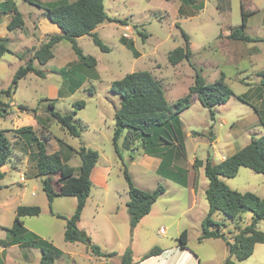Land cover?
Listing matches in <instances>:
<instances>
[{
    "label": "rangeland",
    "instance_id": "1",
    "mask_svg": "<svg viewBox=\"0 0 264 264\" xmlns=\"http://www.w3.org/2000/svg\"><path fill=\"white\" fill-rule=\"evenodd\" d=\"M37 1L46 3L50 0ZM240 2L249 15L244 32L256 38V42L242 43L227 38L231 29L241 25ZM15 3L24 28L8 32L5 26L9 17L0 16V38L7 39L10 50L0 59L1 91L9 87L15 71L24 65L22 62L31 57L30 51L38 49L49 36L59 33L57 27L47 20L41 25V9L23 0H15ZM103 5L113 22L102 23L95 33L109 52H102L88 36L77 41L82 53L96 60L95 67L76 68L69 76H64L60 69H71L78 60L70 44L62 41L53 47L54 57L45 66L38 67L37 62L34 63L35 68L44 71V78L28 74L18 81L10 97L0 96L2 103L8 105L6 114L0 118V130L7 131L6 136L13 148L6 165L0 168L5 173L0 180V202L4 203V207L0 206V240L6 238V230L13 224L15 207L37 206L40 209L37 216L22 217L21 220L24 228L62 251V257L54 264H104L94 257L92 259L83 244L64 242L65 220L56 216L71 217L76 199L60 196L49 204L42 191L41 178L36 176V147L14 132L20 127L31 126L47 153L57 150V141L62 144L61 155L70 154L69 166L78 168L80 165L79 157L71 149L84 146L98 153L96 167L102 175L107 171L106 186L94 174L89 196L93 201H87L78 227L102 251L115 253L113 258L119 260L130 249L133 263H139L153 247L168 249L176 243L173 228L168 227L172 221H188L190 241L186 251L191 254V263L212 264L223 253V246H219L223 244L221 240L215 245L198 243L196 239L200 230L192 224L190 216L178 217L176 212L170 218H158L148 214L136 226L130 224L123 201V197H128L124 168L139 190L152 192L160 185L166 191L162 197L190 196L187 188L175 183L167 185L154 173L155 165H150L152 156L143 154L140 140L125 149L122 144L124 134L116 147L113 146V116L120 98L109 91V85L128 73L148 71L161 83L166 101L171 106L188 94L195 72L207 83L223 74L224 83L232 90L233 96L225 104L212 109V119L210 111L191 95V106L179 116L184 132L185 159L173 149L165 159L190 169L195 158L202 162L208 158L217 162L221 156L232 154L249 143L251 136H260L249 132L261 130L255 125L258 119L254 109L264 115V88L258 76L264 70V0H193L186 5H181L178 0H103ZM182 32L189 37L191 57L189 61L171 66L167 54L184 46ZM122 38L133 42L138 57L124 46ZM45 100H54L55 111L62 115L76 112L73 118L82 130L79 137L69 136L50 118ZM78 101L84 103L82 109L75 108L74 103ZM19 106L35 112H23ZM201 175L203 183L207 184L204 173ZM222 181L237 192H252L258 196L264 192V175L247 168H240L235 177ZM97 197L99 207L95 205ZM197 197H205L202 189L198 190ZM240 217V222L223 218L218 223L222 224V230L234 235L249 224L252 214L243 211ZM237 224L239 228H236ZM257 230L264 233V220L258 224ZM4 258L6 264H39L41 252L34 248L19 251L17 247H11L6 249ZM231 260L235 264H264V244L256 245L253 254L245 261Z\"/></svg>",
    "mask_w": 264,
    "mask_h": 264
},
{
    "label": "trees",
    "instance_id": "2",
    "mask_svg": "<svg viewBox=\"0 0 264 264\" xmlns=\"http://www.w3.org/2000/svg\"><path fill=\"white\" fill-rule=\"evenodd\" d=\"M29 5L35 6L43 11V17L51 24L55 25L59 33L48 37L38 49L30 51L31 57L20 66L11 79L9 87L5 91L0 90V96L5 94L10 97L16 90L18 81L24 79L28 74L44 78V71L35 68L34 62L39 66L45 65L53 58V47L67 41L74 55L77 64L71 69L61 68L64 76L76 68H93L96 60L90 56H85L77 45L78 38L88 36L93 44L102 52H109V48L103 44L101 39L94 32L95 29L104 22H113L110 19L103 5V0H50L40 3L37 0H23ZM170 1V0H163ZM181 5L191 4L193 0H178ZM202 9V7H200ZM8 16L9 20L5 26L8 32L22 30L24 22L21 13L18 11L15 0H0V16ZM241 25L230 30L227 38L232 41L249 43L258 41L245 34L244 28L247 24L248 14L244 12L243 4L240 2ZM184 46L176 47L169 51L167 60L169 65L176 66L183 61H189L191 50L189 47V37L182 32ZM144 39L145 36L141 35ZM124 46L131 51L133 56L138 57V52L134 49L132 41L121 39ZM7 39L0 38V59L10 53L7 47ZM22 59V56H19ZM258 76L262 79L260 85L264 88V70ZM109 91L120 98L118 109L114 113V127L112 143L116 147L118 140L124 135L123 146L129 149L134 141L140 140L142 152L152 157H160L161 161L157 168V174L181 185H185L187 170L184 168L170 167V160L165 159L172 146L176 152L185 157V147L183 143V128L180 121V114L191 106V95L203 108L210 111L213 119L212 109L225 104L232 96V90L224 83V75L220 74L212 83H207L205 79L195 72L193 85L188 88V94L178 99L173 105L166 101L161 83L156 80L148 71H135L124 75L121 79L113 81L109 85ZM239 100L241 98H238ZM47 101L49 116L71 137H79L81 134L80 124L74 120L76 112L62 115L54 109V100ZM242 101V100H241ZM76 109H82L84 103L78 101L74 103ZM8 105L0 100V118L6 114L5 108ZM23 112H31L25 106H19ZM254 112L258 116L259 122L264 129L262 116L256 109ZM6 130H0V167L4 166L12 155V145L6 136ZM20 137L28 139L35 145L36 153V176L41 178L42 191L49 204L54 197L69 195L76 198L77 203L74 213L69 218L57 215V218L65 220L63 240L65 243L83 244L85 248L95 257L109 259L116 256L115 253H105L97 245L93 244L89 235L78 228L81 213L86 205V201L91 192L90 174L97 163L98 153L84 146L77 150L69 149L80 159L78 168L69 166L67 158H62L60 150L62 144L57 141L60 150L47 153L45 145L39 140L31 126H23L14 131ZM196 135V133H194ZM211 136V132L209 133ZM193 169L197 170L203 166L204 176L208 181V186L204 192L208 204V211L201 224V235L198 242L205 239H221L228 249L227 264H235L248 259L256 244H264V233L257 230L259 222L264 220V195L257 196L251 192H237L231 190L222 178H233L240 168H247L254 173L264 175V133L261 136H251L250 141L234 154L226 157L221 162L213 163L210 158L203 164L200 160L194 159ZM123 177L127 185L129 201L126 204L130 224L136 226L137 223L149 214L152 204L164 193V188L158 186L152 192H144L136 188L129 176L127 169H123ZM3 173H0V180ZM57 185V186H55ZM243 211L252 214L247 226L238 229L234 235L221 229V224L214 222L213 215L219 213L229 220H237ZM40 209L37 206H18L11 228L6 230V238L0 240L2 248L10 246H21L25 248L38 249L41 252L39 264H54L62 256V252L54 247L49 241L41 239L36 234L28 231L23 226L22 217L37 216ZM179 247L186 249V233L182 232L178 238ZM161 253V249L153 247L141 260H145ZM120 264H134L132 251L127 249L120 257ZM0 264H4L0 257Z\"/></svg>",
    "mask_w": 264,
    "mask_h": 264
},
{
    "label": "crops",
    "instance_id": "3",
    "mask_svg": "<svg viewBox=\"0 0 264 264\" xmlns=\"http://www.w3.org/2000/svg\"><path fill=\"white\" fill-rule=\"evenodd\" d=\"M181 6V5H180ZM179 6V7H180ZM44 18V17H43ZM41 19L40 22H41V25L44 24L45 22H47L48 20L46 18L44 19ZM111 19V18H110ZM45 20V21H44ZM47 20V21H46ZM113 20V19H112ZM97 28L95 29L94 32H96ZM59 31V30H58ZM82 38V37H81ZM80 38H78L76 40V42L79 40ZM54 57V56H53ZM53 59V58H52ZM51 60V59H50ZM49 60V61H50ZM48 61V62H49ZM47 62V63H48ZM35 63V62H34ZM46 63V64H47ZM22 64H24L22 62ZM45 64V65H46ZM38 67H43V66H39L38 64H36ZM37 68V67H36ZM63 68V67H62ZM39 69V68H37ZM2 102V101H1ZM192 104V103H191ZM116 111V110H115ZM114 111V113H115ZM264 114V113H263ZM257 116V115H256ZM262 116V119L264 121V115H261ZM114 117V116H113ZM257 119H258V116H257ZM255 125H258L261 130H256V131H253V132H249L251 133L250 135H254L255 133H259V135L261 136L263 133H264V129L263 127L261 126V123L259 122V119H258V123L255 124ZM183 136H184V132H183ZM120 140V139H119ZM118 140V141H119ZM248 144V143H247ZM173 149V151H176L175 147L172 146L171 150ZM241 149V148H240ZM60 150V147L58 145V148L56 151H59ZM171 150L168 151L167 153V157L170 156V152ZM238 150H236L235 152H237ZM55 152V151H54ZM235 152H233L232 154H234ZM53 153V152H52ZM61 154V152H60ZM230 154V155H232ZM228 155V156H230ZM62 158H67L69 160L70 158V154L69 153H65L64 155H61ZM228 156H221L220 160H218L217 162H213V163H218V162H221L223 159H225L226 157ZM152 159V164L150 165H155V168H154V173L160 177H162V179L165 181V183L167 185H170L171 183H175L159 174H157V168L160 164V157H151ZM183 158V157H182ZM185 159V157L183 158ZM196 159V158H195ZM67 160V161H68ZM98 162V160H97ZM194 162V161H193ZM202 162V161H201ZM67 163V162H66ZM203 164L205 162H202ZM193 164V163H192ZM6 165V164H5ZM97 165V163H96ZM96 165L94 166V168L92 169L91 171V174H90V181H91V187L93 186V178H94V174L95 176L97 177V179L101 178V183L103 182V184H105L106 186V175H107V171H106V174L102 175V173L100 171H98ZM3 167V166H2ZM0 167V168H2ZM152 167V166H151ZM170 167L172 168H177V167H180V168H184L187 170V174H186V180H185V185L184 186H181L177 183L178 186L180 187H185L187 188L188 190V194L190 197H162L164 194H165V190H164V193L158 197V199L152 204L151 206V209H150V212L149 214H153L154 216L158 217V218H170V216H172L173 213H178V217H181V216H190L191 218V221L193 222L192 224L200 230V235H201V224H202V221L204 219V217L206 216L207 214V211H208V204H207V201H206V198L205 197H197V193H198V190L201 191V189L205 192L207 186H208V183H203V177L201 175V172L204 173V169H203V166L199 167L197 170L193 169V166H191L190 169L186 168L185 167H182L181 166H177L176 162L173 161L171 162L170 161ZM0 173H3V178L5 177V173L3 171H0ZM2 178V179H3ZM22 176L20 177V180L22 181ZM223 179V178H222ZM207 180V179H206ZM208 182V181H207ZM224 182V181H223ZM244 193V192H242ZM252 193V192H251ZM264 195V192L262 194V196ZM61 196H67V195H61ZM69 196V195H68ZM90 196V195H89ZM205 196V194H204ZM258 196V195H257ZM262 196H259V197H262ZM57 197H60V196H57ZM70 197H73V196H70ZM55 198V197H54ZM75 198V197H73ZM99 197H97L95 199V205L96 207H99L98 206V203H97V199ZM122 198V197H120ZM123 201L125 202V204H127V202L129 201V197H123ZM204 198V199H203ZM76 199V198H75ZM92 200L93 201V197H88L87 201L88 200ZM86 201V203H87ZM76 203H77V200H76ZM0 206L4 207V203L2 204V201L0 202ZM86 206V205H85ZM76 207V206H75ZM17 207H15V210H16ZM85 208V207H84ZM14 210V211H15ZM84 210V209H83ZM83 212V211H82ZM15 213V212H14ZM82 215V213H81ZM147 216V215H146ZM224 218L223 215L219 214V213H216L213 215V220L214 222L218 223V221H222ZM81 219V217H80ZM144 219V217L142 218V220ZM226 219V218H224ZM238 222L241 221V217L239 219H237ZM140 222V221H139ZM80 221L78 222V225H79ZM188 223L187 222H183V223H178V222H174L172 221L168 227H171L173 228V235H174V241H176V243L171 246L170 248H163L161 249V253L157 256H154V257H151V258H148V259H145V260H140L139 263H134V264H192L191 261H192V257H191V254L189 252L186 251V249H183V248H180L179 247V243H178V238L179 236L181 235L182 232H185L186 233V245L189 243L190 241V237L188 235V226L186 225ZM260 223V222H259ZM258 223V224H259ZM220 224V223H218ZM24 225V224H23ZM77 225V226H78ZM186 225V226H185ZM222 225V224H221ZM258 226V225H257ZM226 227V225H224V228ZM79 228V227H78ZM236 228H239L238 224L236 226ZM80 229V228H79ZM222 229V227H221ZM242 229V228H241ZM82 230V229H81ZM31 232V231H30ZM162 232V230L160 231V233ZM33 233V232H32ZM7 233H5L6 235ZM35 234V233H34ZM37 235V234H36ZM38 236V235H37ZM40 237V236H39ZM177 237V238H176ZM41 238V237H40ZM43 239V238H42ZM173 239V238H172ZM197 242H198V238L196 239ZM219 240L221 239H214V238H210V239H205V240H202L201 242H198V243H209V244H217V242H219ZM221 244L223 245H219V246H223L221 248L224 249L223 253L221 255H219L218 257H216V259H214L213 263L212 264H223L225 262V260L227 259V257L229 256L228 254V249H227V246L225 245L224 241L221 240ZM75 244V243H73ZM162 245V244H161ZM256 245H259V244H256ZM256 245L254 246V248L256 247ZM11 247H17L18 250H25V249H28V248H25V247H21V246H10V247H6V248H2V251L0 252V257L2 258L3 260V263L6 264V260L4 258V253L6 251V249H9ZM163 247V246H162ZM58 249V248H57ZM87 252H89L87 249H86ZM254 251V249H253ZM62 252V251H61ZM104 252V251H103ZM106 253V252H105ZM253 254V253H252ZM90 256H92L91 258L93 259L96 258L98 259L99 261L101 262H104V264H120V261L119 260H116L114 259L113 257L112 258H109V259H102V258H98V257H95L94 255L90 254ZM23 257V255H22ZM62 257V256H61ZM60 257V258H61ZM59 259V258H58ZM57 259V260H58ZM196 259L197 257L194 258V262H196Z\"/></svg>",
    "mask_w": 264,
    "mask_h": 264
},
{
    "label": "water",
    "instance_id": "4",
    "mask_svg": "<svg viewBox=\"0 0 264 264\" xmlns=\"http://www.w3.org/2000/svg\"><path fill=\"white\" fill-rule=\"evenodd\" d=\"M133 229V228H132ZM224 264H227V262H224Z\"/></svg>",
    "mask_w": 264,
    "mask_h": 264
},
{
    "label": "built area",
    "instance_id": "5",
    "mask_svg": "<svg viewBox=\"0 0 264 264\" xmlns=\"http://www.w3.org/2000/svg\"><path fill=\"white\" fill-rule=\"evenodd\" d=\"M127 37V36H126Z\"/></svg>",
    "mask_w": 264,
    "mask_h": 264
}]
</instances>
